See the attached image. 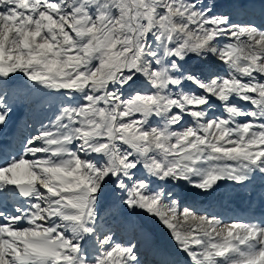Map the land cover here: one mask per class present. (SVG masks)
<instances>
[{"label": "snow or ice", "instance_id": "snow-or-ice-1", "mask_svg": "<svg viewBox=\"0 0 264 264\" xmlns=\"http://www.w3.org/2000/svg\"><path fill=\"white\" fill-rule=\"evenodd\" d=\"M18 77L45 115L0 132V264H144L156 230L166 264H264V216L195 199L264 183V0H0V128Z\"/></svg>", "mask_w": 264, "mask_h": 264}, {"label": "rangeland", "instance_id": "rangeland-1", "mask_svg": "<svg viewBox=\"0 0 264 264\" xmlns=\"http://www.w3.org/2000/svg\"><path fill=\"white\" fill-rule=\"evenodd\" d=\"M28 85L29 82L26 81V78L18 77L17 79L10 81L7 88V95L11 98L12 106L15 110L10 116L7 124L3 127L7 129L9 123H14L16 127L13 126L9 132L14 134H12V138H16L19 140L23 139L28 134L32 124L36 120L43 118V116L45 115V110L40 107V100L43 99V97H41L39 93L32 91L31 87ZM20 113H25V117L20 122V124L16 125L17 118L21 116ZM3 137L4 139L7 138L5 135ZM8 140L10 142L9 146L11 145L12 147H14L15 142L11 141L12 139ZM258 177L259 176H256L253 180H251V182L248 183L249 186L246 187V190L244 191V195H246V197L252 196L253 200H256L253 208L257 207V197L258 200L261 201V194L264 193V188L259 192L256 191V188L260 185V179H258ZM236 187L237 185H234L231 182H221L220 187L215 191H212L207 195H200L196 197V205L197 207L203 209V206H200L202 205V203H204L205 201L208 202L209 200H214L216 202H213L214 204H211L209 209L210 212H213L219 216L221 215V213H225L227 215V219L233 217L237 218V216L238 218H242L241 213L240 211H237L238 208L235 206V202L233 200V197L236 196ZM263 201H261L260 203H262ZM260 203H258V205H260ZM262 208L264 209V205L262 206ZM247 216H249L250 218L254 217L251 216V214H248ZM113 224L117 232L121 236L126 235L127 229L123 224L119 222V220L113 221ZM153 241L160 243V245L158 244L157 247L158 252L155 251V253L153 252L156 246L154 247ZM171 253L172 245L170 244L167 234L162 230H156V234H153V237L151 239L140 240V255L144 264H166V261L175 259V257Z\"/></svg>", "mask_w": 264, "mask_h": 264}, {"label": "bare ground", "instance_id": "bare-ground-1", "mask_svg": "<svg viewBox=\"0 0 264 264\" xmlns=\"http://www.w3.org/2000/svg\"><path fill=\"white\" fill-rule=\"evenodd\" d=\"M30 92V91H29ZM16 108V107H15ZM15 110V109H14ZM20 115L21 116H19L18 118H17V120H16V125H18V124H20V122L24 119V117H25V113H20ZM13 120V119H12ZM11 120V121H12ZM14 123H12L11 122V124L9 123L8 124V127H9V125H10V127H9V129H8V127H7V129L5 128V127H3L2 129H0V132H2V135L4 136H6L7 138H5V139H3V145H4V147L5 148H8L9 147V144H10V142H9V140L8 139H12L11 141H13V142H15V145H14V147H17L18 146V142H19V139H16V138H12L13 136H12V134L13 133H10L9 131L12 129V127L13 126H15V124L13 125ZM16 127V126H15ZM14 135V134H13ZM258 179H260L259 180V187H257L256 188V191L257 192H259L261 189H263L264 188V183H262V181H261V178H259L258 177ZM256 185V184H255ZM249 186V184H246V185H244V186H237L236 187V196H234L233 197V200H234V202H235V206L238 208V210L237 211H240V213H241V217L242 218H245V219H247V218H250L249 216H247L248 214H251V216H254L255 218H257L258 219V217H260V216H264V209L262 208V206L264 205V199H262L261 201H263L262 203H260L261 201H259L258 200V197H257V207H255V208H253V205L255 204V201L256 200H253V197L252 196H247L246 197V195H244V191L246 190V187H248ZM254 187V186H253ZM264 190V189H263ZM256 192V193H257ZM258 194V193H257ZM255 196H256V194H255ZM261 196H262V194H261ZM256 198V197H255ZM254 198V199H255ZM223 200H225V199H223ZM215 203L216 201H211V200H209L208 202H204V203H202V205H200V206H203V209H210V206H211V204L212 203ZM213 203V204H214ZM223 203H224V201H223ZM258 203H260V205H258ZM261 206V207H260ZM254 209V210H253ZM261 209V210H260ZM212 211V210H211ZM250 211V212H249ZM259 211H261V212H259ZM220 213H221V211H220ZM261 213V214H260ZM221 217H224L225 219H227L226 217H227V215L225 214V213H221V215H220ZM233 218H235V217H233ZM237 218H238V216H237ZM153 244H154V247H155V250H154V252L153 253H155V251L156 252H158V249H157V247H158V244L160 245V243H158V242H155V241H153ZM161 247V246H160ZM162 248H163V246H162ZM162 251V250H161Z\"/></svg>", "mask_w": 264, "mask_h": 264}, {"label": "water", "instance_id": "water-1", "mask_svg": "<svg viewBox=\"0 0 264 264\" xmlns=\"http://www.w3.org/2000/svg\"><path fill=\"white\" fill-rule=\"evenodd\" d=\"M154 234H156V231H154Z\"/></svg>", "mask_w": 264, "mask_h": 264}]
</instances>
